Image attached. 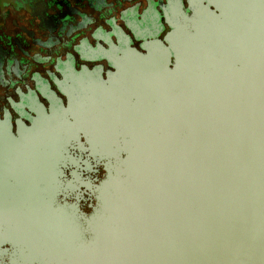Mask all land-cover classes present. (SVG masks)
I'll list each match as a JSON object with an SVG mask.
<instances>
[{
  "label": "water",
  "instance_id": "95a60500",
  "mask_svg": "<svg viewBox=\"0 0 264 264\" xmlns=\"http://www.w3.org/2000/svg\"><path fill=\"white\" fill-rule=\"evenodd\" d=\"M187 2L166 1L178 17L163 39L124 49L156 62L161 79L134 85L157 128L99 143L106 172L89 214L50 207L79 140L72 98L16 135L0 130V149L22 158L0 159V181L39 180V240L57 244L43 264H264V0Z\"/></svg>",
  "mask_w": 264,
  "mask_h": 264
},
{
  "label": "flooded vegetation",
  "instance_id": "af4514ba",
  "mask_svg": "<svg viewBox=\"0 0 264 264\" xmlns=\"http://www.w3.org/2000/svg\"><path fill=\"white\" fill-rule=\"evenodd\" d=\"M166 1L0 0V130L7 127L16 135L20 126L39 118L41 106L47 112L59 102L66 107L69 97L74 108L83 107L85 126L75 132L79 140L67 146L50 205L71 218L92 211L96 186L106 172L95 139L121 140L125 134L122 112L113 113V106L122 103L124 87L140 78L161 79L155 61L124 49L144 52L145 40L163 39L178 17L166 18ZM182 2L188 8L187 0ZM170 61L169 68L173 56ZM108 106L111 131L101 125ZM0 152L6 169L22 159L9 149ZM56 245L39 240V180L0 181V264H43L46 251L39 247Z\"/></svg>",
  "mask_w": 264,
  "mask_h": 264
},
{
  "label": "crops",
  "instance_id": "0c3cea01",
  "mask_svg": "<svg viewBox=\"0 0 264 264\" xmlns=\"http://www.w3.org/2000/svg\"><path fill=\"white\" fill-rule=\"evenodd\" d=\"M137 101L135 104H129L127 98H122V103L120 104V111L123 114V126L130 134V144L133 143L135 137H140L142 135L147 134L152 130V127L157 128L156 123L151 124V108L148 103L149 93L147 91H139L136 92ZM114 110V109H113ZM112 107L108 106L106 108V118L105 120L101 119V125L104 123L107 131H111L113 127V120L111 117ZM75 114V113H74ZM101 120H98L99 122ZM156 121V120H155ZM85 117L83 115L76 116V122L70 126L67 130L71 132L77 126H85ZM98 124V123H97ZM111 124L110 126H108ZM100 125V123H99ZM98 143L102 145L104 148H108L111 139L110 138H100V140L95 139ZM40 249L43 247L40 246Z\"/></svg>",
  "mask_w": 264,
  "mask_h": 264
},
{
  "label": "rangeland",
  "instance_id": "374dc122",
  "mask_svg": "<svg viewBox=\"0 0 264 264\" xmlns=\"http://www.w3.org/2000/svg\"><path fill=\"white\" fill-rule=\"evenodd\" d=\"M131 85H132V86H130V87H128V88L124 87L122 98H128L127 96H128L129 94H130V95H132V94H135V95H136V93H134V92L132 91V90H135V89H136V88H135V85H134V82H132ZM131 89H132V90H131ZM137 89H139L138 91H141V92H142V90H141L140 88H137ZM73 111H74V113H75L76 116H78V115H83V116H84V112H83V107H82V105L77 106L76 108L73 109ZM83 123H86V122H83ZM97 123H98V122H97ZM39 249H40V248H39ZM43 249H44V251H46L44 247H43Z\"/></svg>",
  "mask_w": 264,
  "mask_h": 264
}]
</instances>
